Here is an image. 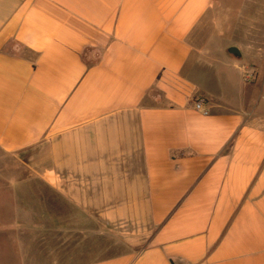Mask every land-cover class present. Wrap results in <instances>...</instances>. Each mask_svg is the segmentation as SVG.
I'll list each match as a JSON object with an SVG mask.
<instances>
[{
  "label": "crops",
  "instance_id": "crops-1",
  "mask_svg": "<svg viewBox=\"0 0 264 264\" xmlns=\"http://www.w3.org/2000/svg\"><path fill=\"white\" fill-rule=\"evenodd\" d=\"M214 7L0 0V199L19 217L0 233L14 263L58 258L62 215L145 237L85 264H264L256 85L236 57L217 66L190 42Z\"/></svg>",
  "mask_w": 264,
  "mask_h": 264
},
{
  "label": "rangeland",
  "instance_id": "rangeland-1",
  "mask_svg": "<svg viewBox=\"0 0 264 264\" xmlns=\"http://www.w3.org/2000/svg\"><path fill=\"white\" fill-rule=\"evenodd\" d=\"M213 1L217 18L214 23L209 20L203 26L201 33L190 40L191 45L195 51L213 54L210 57H214L210 60L213 63L217 55L224 57L222 51L227 52L229 47L235 46L239 49L240 55L232 56L236 57L234 60L236 64H245L246 68L237 73L242 72L251 84L256 85L254 86L256 88L251 90V96L254 97L255 111L262 109V120L259 123L264 126V0ZM204 62L208 64L207 60ZM196 96L206 99L202 94ZM3 169L1 166L0 170ZM52 202L51 199L45 201L47 204ZM54 203V207L61 212H68L72 207L62 198L55 200ZM11 206L10 200L5 203L0 199V225L19 224V217L10 213ZM74 218L75 222L72 223V217L62 215L59 217L61 228L58 233L60 238L58 258L52 263L32 264H85L125 250H136L144 244L143 234L137 237L126 236L117 228L95 222L93 219L89 220L88 217ZM48 219L49 221L44 222H51L52 218ZM12 236L17 239L18 233H12ZM4 238L5 234L0 233V264H26L14 263V255L16 259L19 258V249L12 250L11 246L4 242Z\"/></svg>",
  "mask_w": 264,
  "mask_h": 264
},
{
  "label": "built area",
  "instance_id": "built-area-1",
  "mask_svg": "<svg viewBox=\"0 0 264 264\" xmlns=\"http://www.w3.org/2000/svg\"><path fill=\"white\" fill-rule=\"evenodd\" d=\"M205 98L202 96H196V98H194V104L193 107L195 110L200 111L203 114H207L208 113V109L205 107Z\"/></svg>",
  "mask_w": 264,
  "mask_h": 264
},
{
  "label": "water",
  "instance_id": "water-1",
  "mask_svg": "<svg viewBox=\"0 0 264 264\" xmlns=\"http://www.w3.org/2000/svg\"><path fill=\"white\" fill-rule=\"evenodd\" d=\"M227 52L229 54H231V55H234V56H239L240 55L239 49L237 47H235V46L229 47Z\"/></svg>",
  "mask_w": 264,
  "mask_h": 264
}]
</instances>
